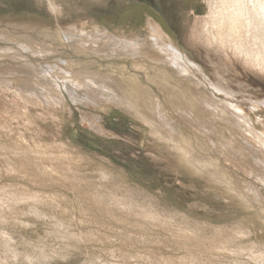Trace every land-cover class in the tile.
Instances as JSON below:
<instances>
[{
  "label": "rangeland",
  "instance_id": "rangeland-1",
  "mask_svg": "<svg viewBox=\"0 0 264 264\" xmlns=\"http://www.w3.org/2000/svg\"><path fill=\"white\" fill-rule=\"evenodd\" d=\"M213 5L223 6L0 0V30H35L58 44L77 28L100 41L91 52L123 40L144 47L136 59L90 52L76 54L82 61L37 56L39 64L0 39V264H264V60L214 37L226 29L207 23ZM155 23L181 66L158 50ZM61 61L85 64L91 77L78 70L66 85L54 72ZM230 132L227 150L221 133Z\"/></svg>",
  "mask_w": 264,
  "mask_h": 264
},
{
  "label": "bare ground",
  "instance_id": "bare-ground-1",
  "mask_svg": "<svg viewBox=\"0 0 264 264\" xmlns=\"http://www.w3.org/2000/svg\"><path fill=\"white\" fill-rule=\"evenodd\" d=\"M219 2H221V4L223 5L222 9H220V6L216 7V5L215 6L213 5L212 14L206 19V21L208 24L212 23L213 26L217 29H222L224 27L226 31L221 32V35L224 38L220 34H216V31H214V37L220 41L222 39L221 42L223 44L226 42H229L230 45H235L237 47L239 46L241 48L239 50L240 54L246 55L254 59L255 61H258L261 59L264 60V0H219ZM217 3H218V0H217ZM215 7L216 9L214 10ZM227 9L231 10L230 12H227L228 14L230 13L229 15L231 16L230 18L231 27L229 29L225 23V15H224ZM151 26H152V31L150 35L154 43L157 44L158 50L161 53H163L169 61H171V64L173 66H175L176 68L181 66L180 61H182L183 58L180 54V51L175 46L173 39L166 32V30L162 27V25L155 23V24H151ZM227 30H230V32ZM65 32L66 33H63V31L61 32L62 33L61 35L63 36V38H65V42H59L58 44H55L51 41H47L46 39L43 40L42 38L43 35L41 33H38L35 30L34 31L24 30L22 32H19V31L11 32V30L3 29V30H0V39H5L11 42H15V41L19 42L20 46L22 45L23 49L26 52L29 53V50L33 52V55L36 56V58L34 57L33 60L37 61V63L41 62L40 59H37V56L41 58H45L46 56H54V55L58 56L60 54L61 55L68 54V56L71 55L72 57L70 59L72 60L78 59L79 61H82L84 59L79 56L77 57L76 54H79V55L89 54L91 51H89L88 48H94L97 45L99 46L100 41L94 42V38H95L94 36H89L83 33L81 30L79 31L77 28L68 29ZM35 40L40 41V43L39 44H37V42L35 43L34 42ZM160 40H166V44L168 43V45L166 47L162 46L161 48V46L159 45ZM43 41H47L48 43L43 42ZM108 47H109L108 49L105 47L103 50L97 49L94 52H91V54H94V53L98 54L103 59L116 58V57H121V56H125L130 59L131 58L136 59L138 55L142 54V50H144V47L140 42L138 44L135 41L129 42L127 40L120 41L117 44H114ZM13 50L15 51L14 48ZM26 59L27 57L25 58V60ZM106 61L108 63H111L110 60L109 61L106 60ZM102 62L105 63L104 61ZM25 63H27V61ZM61 63L63 65H66V68L58 64H54L55 65L54 72L57 78L59 79V81L60 80L61 82L63 81L66 85L69 84L68 82L70 80H75V79H72L71 77L73 74H77L73 72L78 71V70H80V72H84L86 70L87 77L88 78L91 77V75L87 73L88 72L87 69L82 70L81 68H79V66H81L82 64L80 62H78L79 65H77L75 62L68 63L66 61H61ZM82 66H86V65L82 64ZM28 67H30V65ZM136 67L140 68L141 71L144 72L142 73L143 76L149 78V71L145 69V67L139 65V63L136 64ZM104 69H106V67H104ZM35 74L36 73L34 72V75ZM82 75H85V73H82ZM114 77H121L123 80V77L126 78V75L114 73L113 80H114ZM134 77L139 78L140 75L138 73L137 74L134 73ZM127 78H129V76ZM91 80H89V82H91ZM86 82H88V79ZM196 84L198 85V83ZM145 90H146L145 92L148 93L150 88H147ZM209 106L212 107L211 105H208V107ZM216 108L221 112L220 114H217L220 118L226 115L227 112L224 111L222 107H216ZM153 112L155 113V115L159 116V119L163 120L165 112L162 110L161 106H159L158 104H154ZM236 113L238 114L239 118L242 121L246 122L249 126L252 125L253 127V123L250 119V116L248 115L245 116L244 113L242 112H239V113L236 112ZM164 122L167 123L166 120H164ZM252 129L256 130L255 127ZM200 132L204 134L202 131ZM221 134H222V137L225 139V142L223 143L225 144V146H227L226 149L231 150L229 143L231 144L233 142V139L235 138V134L233 132H230L229 137L226 136L224 133H221ZM257 137L260 143V147H259L260 149L258 153H261L264 156V136L261 134L258 136L257 134ZM199 142H200V146L203 147L204 149H207V148L211 149V146L206 142V140L199 141ZM188 149L190 151H194L193 149H191V147H188ZM254 153L258 154L256 152ZM252 195L254 196L256 200L261 199L257 191L252 192Z\"/></svg>",
  "mask_w": 264,
  "mask_h": 264
}]
</instances>
